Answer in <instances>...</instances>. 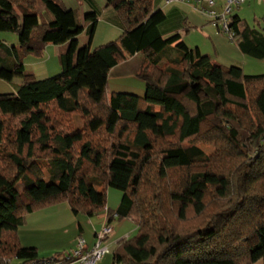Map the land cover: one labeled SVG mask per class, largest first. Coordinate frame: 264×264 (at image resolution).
<instances>
[{
	"label": "trees",
	"instance_id": "1",
	"mask_svg": "<svg viewBox=\"0 0 264 264\" xmlns=\"http://www.w3.org/2000/svg\"><path fill=\"white\" fill-rule=\"evenodd\" d=\"M104 5L114 10L122 30L117 40L92 49L94 10L80 18L79 9L56 0H0V32L16 35L12 45L0 40V80L21 77L13 90L0 92V145L9 139L13 149L5 154L13 172L0 169V264L40 259L35 246L20 244L18 227L26 214L62 201L73 213L92 216L106 210L108 224L114 217L133 219L137 233L115 246L113 264H252L264 258V157L259 153L264 149V74L216 63L179 33L164 36L159 26L165 14L153 9L152 0H104ZM227 19L240 52L264 58V27H251L236 13ZM260 22L264 25V15ZM84 29L89 40L78 47ZM49 43L64 47L60 72L45 78L23 73L25 59L41 56ZM131 57L138 67L126 65L122 73L133 71L144 84L143 94L108 92L111 70ZM251 90L259 124L247 130L243 146L255 147V155L242 160V112L249 109ZM83 100L98 112L90 114ZM49 105L63 114L83 111L89 132L102 130L109 141L131 137L95 146L79 128L55 130ZM4 117L21 118L11 136L5 134ZM209 133L229 147L222 160L186 144ZM157 140L165 144L155 151ZM153 155L162 182L183 174L146 198L141 187ZM224 157L234 163L240 158L232 177L215 169ZM108 188L120 192L115 210L107 208ZM193 218L200 221L186 227Z\"/></svg>",
	"mask_w": 264,
	"mask_h": 264
},
{
	"label": "rangeland",
	"instance_id": "2",
	"mask_svg": "<svg viewBox=\"0 0 264 264\" xmlns=\"http://www.w3.org/2000/svg\"><path fill=\"white\" fill-rule=\"evenodd\" d=\"M56 1L58 3L62 2L67 8H73L76 10L77 9L80 10V7L83 6L80 4V0H56ZM234 8H236L237 10L236 13H239L241 19L244 18V20L251 27H255V28L264 27V25H261V22L258 23L259 17L261 15H264V6L258 5V0H250L249 2L246 1ZM232 13H233V9L231 11V14ZM39 14H40L39 19L41 21L43 18H45L47 13L43 11V12H40ZM207 25L208 24H206V26ZM189 32L190 33H187V35L189 36V39H194V40L196 39L197 41H200L203 51H205V49H208L210 53L209 54L210 59L212 61L217 62L219 64H224L226 66L232 65L233 62L238 63L240 67L242 68L243 73L245 74H250V75L264 74V58L257 59V58H253V57H250L249 55L241 53L237 45L232 40H230L227 34L224 33L223 31L218 30V32L221 33L224 39H223V43L222 42L219 43L217 52L213 49L212 44L214 42L212 41L213 39L210 35H208L205 32L204 34L194 33V31H190V30ZM120 33H121V30L119 28L110 25L109 23H107V21L104 18H101L100 20H98L94 34L92 36L91 48L93 49L108 41L117 40ZM198 34H201V37ZM0 40H4L8 45H12L16 43V35L11 32H0ZM88 40H89L88 33L84 29L77 36L78 47H81L87 44ZM193 47H196V45H193ZM63 50H64L63 46L60 47L58 45L49 43L45 47L41 56L38 57L34 55H29L25 59L23 73H32L36 78H45V77L56 75L61 70L59 53L62 52ZM136 67H138V64ZM20 81H21V77L19 76H15L11 83L0 80V92H10L12 88H15V85L17 83H20ZM113 83H114L113 79L110 78L108 89H107L108 92L114 87ZM122 84L127 85L128 83L122 82ZM253 91L251 90V92L248 94V98L246 101V104L249 108L248 111H246V113L242 112V141H241L242 142V147H241L242 160H246L249 156L251 157V155L255 153V147L253 146L243 147L245 146V142H247V141H244L246 135L248 134L247 130L253 129L255 128L254 127L255 125L259 124V120L255 116L254 111H253V99H252L253 97H251L254 94ZM83 105L90 110L89 111L90 114H93V111L95 109H96V112H98L96 107L90 105L84 100H83ZM45 108L47 109L48 114H49V118H50L49 124L55 125L56 127L55 130L61 129L64 131H71V130H77L79 128L80 130L84 132L83 139L92 141L93 145L95 146L108 147L112 140L117 142L118 140L119 141L124 140L127 136L131 137V134L128 133V134H123L122 137H116V138L113 137L112 140L109 141V138H107V135H105V132H103L102 130H100L99 132H95V133L89 132V130L87 129V125H86L88 118L85 116V113H83V111L78 110V111H75L69 114H63V113H59L53 107V105L45 106ZM20 119L21 118L19 117H15V118L14 117H4V122H5V127H6V131H5L6 136H11L12 131L18 127ZM210 138H212V133H209L205 136H198L191 140H187L186 144H195L199 146L211 158V160L214 156L217 159H220L219 156L224 155L225 151L229 147L222 143H219V142L217 143L215 140L210 139ZM164 144H165L164 140H157L155 151L158 150ZM12 150L13 149H12L11 142L9 141V139H5L0 145V151H2V153H0V169H3L5 170V172H8V173H12L13 170H12L10 160H8L5 154H7L8 152H11ZM262 151H264V149H262L261 152L259 153H261V156L264 157V152ZM37 152L38 151H36L35 154H37ZM23 153L25 154L26 150H24ZM38 155L46 156L47 153L39 154L38 152ZM42 159H45L42 161V163L45 164L46 157H43ZM155 160H156V156L153 155L152 161L148 163L146 165L147 167L145 168L144 182L141 188L142 190L146 192L145 194L146 198H150L151 194L158 189V186H161V183L166 185L168 183H173L175 181H178L183 174V171L170 174V176L168 178H165V180H163L162 182V180H159V176L156 172ZM233 160H236V162L234 163L230 159V157L225 158V162H223L224 161L223 160L221 164H217L218 166H216L215 169L219 170V172H222L224 174H229L232 177L237 167H241V165H239L238 163L240 161L239 157H236ZM253 160H255V158H253ZM212 162H217V161H212ZM231 163H232V167H231ZM232 168L234 172L232 171ZM45 175H46V172H45ZM16 188L18 191H21L23 188V184L21 182H18L16 185ZM107 190L108 192H110L108 193L109 195L107 194V198H106L108 203L110 202V200L116 198L115 194H118V195L120 194V192L114 188H108ZM64 204L65 206H69L66 201L50 204L47 206H64ZM47 206H44V207H47ZM214 206H215L214 203H212V205L208 208V211L210 209H214ZM199 221L200 220H198V218H193L187 223L186 227H192L195 224H197V222ZM21 226L18 227V231H20L18 234V237L20 240V244L23 246H27L31 244L32 241H34L38 244L40 243V247H42L40 249L50 250L51 248L50 245H52L50 243H52L56 237H60L59 239H61V241L64 239L63 235H65V233H64L63 225L62 226H60L59 224L50 225L49 227L44 228L39 233V235H35L34 238L33 236H31L30 228L24 229V227H21ZM136 233H137V228L134 229V232L131 235V237H133ZM68 235L69 234H67L66 237ZM47 236H48V239L46 238ZM40 253L42 254V252ZM18 263H19V260L16 258H11L9 261V264H18Z\"/></svg>",
	"mask_w": 264,
	"mask_h": 264
},
{
	"label": "crops",
	"instance_id": "3",
	"mask_svg": "<svg viewBox=\"0 0 264 264\" xmlns=\"http://www.w3.org/2000/svg\"><path fill=\"white\" fill-rule=\"evenodd\" d=\"M225 1L226 0H214L213 9L219 11L224 5ZM246 1L249 2L250 0ZM80 4L83 5L79 10L81 15L80 18H82V14L84 12L88 10H94L98 15V20L104 18L107 23L122 30L116 13L111 8L105 7L104 0H84ZM258 5L264 6V0H258ZM152 7L153 9H161L165 14V19L159 26L160 32L164 36L170 35L172 33H179L181 39L189 47L194 48L193 45H196L199 51L208 55L209 58L210 53L208 49L203 51L200 41H197L196 39H189V36L187 35V33H190L189 30L194 31V33L204 34L205 32L210 35L213 39L212 41L214 42L212 44L213 49L216 52L218 51L219 43H223L224 38L221 33L218 32L219 27L210 23L204 14V11L208 9L206 0H152ZM236 12L237 10L234 8L233 13L235 14ZM236 14L240 16L239 13ZM206 24L208 25L206 26ZM198 35L201 37V34ZM133 58L134 57H131L123 61L111 70V75L108 78V84L110 78H112L114 81V87L110 90V92H124L138 96L143 94L144 84L140 79L134 76L133 71H130L131 73L129 74L122 73V69H124L126 65L130 64L132 67L137 66V63ZM232 65L240 66L238 63L234 62ZM122 82H127L128 84L123 85ZM108 193L110 192L107 190L106 195ZM115 195L116 200L112 199L109 203L107 202V208L110 210H115L120 202V194ZM107 217L108 215L106 210L98 212L92 216H88L80 212L73 213L69 206H65L64 204V206L42 207L37 211L34 210L28 213L25 216L24 224L21 227H24V229L30 228L31 236L34 238L35 235H39V233L44 228H47L50 225H63L65 233V235H63L64 239L61 241V239H59L60 237H56L54 241L50 243L52 244L50 245V250L40 249L42 248L40 247V243L38 244L34 241L27 245L36 247L38 257L50 258L56 254L62 256L63 254L67 253L72 247H74L76 240L79 237L85 240L88 247L93 245L95 233L103 226L104 223L107 222ZM109 224L112 227V231L107 238L109 253L107 252L100 260L96 262V264H113L112 252L115 246L119 243V241L127 237H131L134 229L136 228V224L132 218L118 219L114 217L109 221ZM19 232L20 231H18V234ZM67 234L69 235L66 237ZM46 238L48 239V236ZM40 252H42V254ZM252 264H264V258H260Z\"/></svg>",
	"mask_w": 264,
	"mask_h": 264
},
{
	"label": "built area",
	"instance_id": "4",
	"mask_svg": "<svg viewBox=\"0 0 264 264\" xmlns=\"http://www.w3.org/2000/svg\"><path fill=\"white\" fill-rule=\"evenodd\" d=\"M245 1L246 0H226L221 9L216 11L213 9L214 0H206L208 9L204 11V14L210 23L218 26L219 30L226 33L228 38L231 40L232 35L229 32L227 25L228 15L234 7L239 6ZM111 231V225L104 223L103 226L95 233L93 245L88 247L85 240L79 237L76 240L74 247L62 256L40 258L26 261L22 264H96V262L108 252L107 238Z\"/></svg>",
	"mask_w": 264,
	"mask_h": 264
}]
</instances>
